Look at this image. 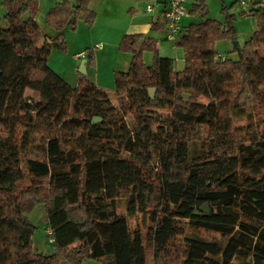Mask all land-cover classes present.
I'll use <instances>...</instances> for the list:
<instances>
[{"label": "trees", "instance_id": "16d2710c", "mask_svg": "<svg viewBox=\"0 0 264 264\" xmlns=\"http://www.w3.org/2000/svg\"><path fill=\"white\" fill-rule=\"evenodd\" d=\"M37 3L0 5V264H150L147 247L157 261L184 224L220 239H184L183 264H264V130L234 142L225 115L229 107L264 109V0L250 7L256 29L233 47L235 61L215 49L237 41L232 16L210 19L202 5V21L175 42L181 71L152 49V39L123 37L118 47L131 61L114 73L117 105L86 76L71 87L48 66L52 49L66 51L64 29L93 25L88 2L57 3L45 15L51 46L34 20ZM144 51L154 52L150 65ZM85 59L93 62L90 51ZM124 194L121 215L116 201ZM205 204L208 214L200 212ZM35 205L51 230L50 255L31 246L35 228L26 215ZM136 214L148 217L145 235L130 229Z\"/></svg>", "mask_w": 264, "mask_h": 264}, {"label": "rangeland", "instance_id": "374dc122", "mask_svg": "<svg viewBox=\"0 0 264 264\" xmlns=\"http://www.w3.org/2000/svg\"><path fill=\"white\" fill-rule=\"evenodd\" d=\"M239 0H187L184 4L185 11L191 10L193 7L198 9V5H202L206 15L210 19L223 20L225 12L232 16V24L237 34V41L239 45H242L244 39L252 33L255 28V20L251 17H244L242 15L241 8L238 4ZM256 0H245L248 5H252ZM152 3V2H151ZM150 3V4H151ZM152 7V5H150ZM193 8V9H194ZM201 10L196 11L194 18H190L186 21L190 22L195 19L198 21L201 18ZM4 11L0 8V17ZM39 28L44 27L43 21L38 20ZM99 29H94L90 32L91 27L86 24L76 27L75 31L67 29L65 32L66 38L64 39L68 46V51H60L53 49L48 61L50 70H53L57 75L63 78L69 86L75 87L78 84L79 74L77 73V62L71 60V54L77 50L90 51L94 55V61L88 64L89 71L86 73V78L96 83L99 89H102L111 99L114 105H117V99L115 97V84L114 73L126 72L131 61V54L119 50V47L113 45L115 39L111 35L110 27L101 25ZM105 26V27H104ZM45 28V27H44ZM110 30H106V29ZM73 32H75L73 34ZM41 37V33H40ZM39 40V39H38ZM222 42V41H221ZM217 42L215 49L219 56L227 57L231 60H237L238 55L232 53L233 44L224 41V44ZM102 46V50H98V46ZM89 47V49H87ZM142 60L144 64L150 65L153 61L154 52L144 51L142 52ZM86 54V53H85ZM174 58V66L177 71H181L184 68V62L182 61L181 53L175 51L171 53ZM80 63V62H79ZM27 97H34V94L30 91L27 92ZM204 104L211 103L210 100H202ZM158 113L166 114L168 110L159 109ZM225 115L230 118V132L234 138V142H238V139L243 140L247 138L245 135L247 131H253L259 128L264 130V109L259 108L256 113L249 114L240 113L238 110H232L230 107L225 112ZM129 125L132 120L128 117ZM257 127V128H256ZM199 138H206L208 133L203 129L200 132ZM202 138V140H203ZM199 139L197 144L202 141ZM127 209V195H122L119 200L116 201V212L121 215H126ZM27 219L34 226V232L31 237L32 248L34 252L44 255H50L53 252V246L51 237L46 233L48 230L44 209L41 205H35L30 213L27 215ZM130 229H140L145 235L146 228L149 225L148 217L136 214L134 217H128ZM183 231L181 235L171 237L165 247V252L161 253V256L157 261L153 260L152 250L147 247L146 258L150 264H183L186 253L185 240L190 237H198L206 241H217L220 237L213 233H207L202 230H192L187 224L183 225ZM108 263V262H107ZM104 261L99 260H85L82 264H107Z\"/></svg>", "mask_w": 264, "mask_h": 264}, {"label": "crops", "instance_id": "0c3cea01", "mask_svg": "<svg viewBox=\"0 0 264 264\" xmlns=\"http://www.w3.org/2000/svg\"><path fill=\"white\" fill-rule=\"evenodd\" d=\"M78 1L79 0H38L37 12L35 14L34 20L37 23L38 27H40L38 24V20L40 22L43 21L45 28L41 27V29L39 28L38 30L41 33L40 38L44 39L47 45H48L47 42L51 43V39L54 38L55 32L45 25V22H44L45 15L57 3L69 2L70 5L73 6L77 4ZM86 1L88 2L89 10L95 14V20L93 22V27H91L90 29V32L94 29V27L96 29H99L100 27H102L101 25L103 24L110 27L111 35H113L115 39V42L113 43V45H116V47L119 46L121 39L125 36L145 35L146 37L152 39L153 41L152 49L155 52H157L159 56L174 60L175 56L173 58L171 56V53L177 50L181 53V57L183 61V51L175 47L176 41L172 43V42H168L167 39H165L166 29H165L164 21L162 19V13L167 8L168 0H86ZM256 1L253 3H256ZM1 2L2 0H0V5H1ZM150 5H152L153 7L152 12L151 11L147 12L146 7ZM192 9L189 11H186L187 14L184 17H182L180 20L179 24L181 25V32H184L185 28L189 26L190 24L200 23L202 21V18H200L198 21H195L194 19L193 21L186 23L188 19L190 20V18H194L195 16V15H192L193 14ZM156 21L158 23L156 27L153 28L152 24H154ZM83 23H84L83 21H78L77 28L78 26H81V24ZM110 29L108 28L106 30H110ZM255 29H256V23H255V28L252 31V33L255 31ZM66 31L67 29H64L62 32L64 39L66 38V35H65ZM74 33L75 32H73V34ZM251 34H249V36H247V38L244 39V42L250 38ZM142 43H143V40L140 41L139 46H141ZM216 44H215V47H216ZM221 44H224V41H222ZM67 49H68V46H67ZM87 49H89V47H87ZM97 49L102 50L103 48L101 45H99ZM85 53L87 54V52H85L84 50H77L73 52V54H71V60L77 62V66L75 69L78 68L79 62L82 59H85L86 57ZM79 55L80 57L76 58V56H79ZM91 55H92V59H94V55L92 52H91ZM88 64L89 63L86 60L85 71L87 74L89 71ZM174 69L176 70L175 66H174ZM94 84L96 85V83Z\"/></svg>", "mask_w": 264, "mask_h": 264}, {"label": "built area", "instance_id": "2783aa9c", "mask_svg": "<svg viewBox=\"0 0 264 264\" xmlns=\"http://www.w3.org/2000/svg\"><path fill=\"white\" fill-rule=\"evenodd\" d=\"M185 2L186 0H168L167 8L162 13V19L164 21L165 29H166L165 39H167L168 42L174 43L178 39V37H180L181 25L179 23H180L181 18L187 14V12L184 9ZM238 4L241 8L242 15L244 17L249 16V12L251 10L250 7H252V5H248L245 2V0H239ZM152 9L153 7L151 6L146 7L147 12L149 11L152 12ZM79 57L80 55L76 56V58H79ZM223 58L224 57L221 56V59ZM46 232L48 236L51 235V230L49 228Z\"/></svg>", "mask_w": 264, "mask_h": 264}, {"label": "water", "instance_id": "95a60500", "mask_svg": "<svg viewBox=\"0 0 264 264\" xmlns=\"http://www.w3.org/2000/svg\"><path fill=\"white\" fill-rule=\"evenodd\" d=\"M48 43V45H52V43H50V42H47ZM233 44V46L235 47V49H237L238 47H237V43L236 42H233L232 43ZM140 47V46H139ZM85 63H86V60L85 59H82L81 61H80V63H79V66H78V68H77V73L79 74V75H82V76H85L86 75V71H85ZM148 95H149V98L151 99V100H153L154 99V97H155V89H148ZM212 103V102H211ZM210 103V104H211ZM151 104L152 105H158V102L157 101H152L151 102ZM92 124H99L100 122H101V119L99 118V117H93L92 118V120L90 121ZM207 186H208V184H207ZM209 208H208V205L207 204H205V205H203L201 208H200V212H202L203 214H208L209 212ZM107 264H111L110 262H108Z\"/></svg>", "mask_w": 264, "mask_h": 264}]
</instances>
